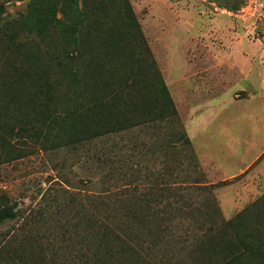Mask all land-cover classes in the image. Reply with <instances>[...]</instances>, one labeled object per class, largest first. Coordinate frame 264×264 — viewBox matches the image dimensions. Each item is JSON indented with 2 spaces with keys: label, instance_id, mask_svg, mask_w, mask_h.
<instances>
[{
  "label": "trees",
  "instance_id": "1",
  "mask_svg": "<svg viewBox=\"0 0 264 264\" xmlns=\"http://www.w3.org/2000/svg\"><path fill=\"white\" fill-rule=\"evenodd\" d=\"M62 1L66 12L58 0H30L12 19L4 18L5 2H0V146L11 145L14 135L22 142L34 138L44 151L102 140L88 162L102 169L107 181L124 170L119 179L127 183L120 197L105 191L89 195L85 204L77 200L71 222L75 236L72 231L61 237L40 234L38 225L59 224L60 210L70 209L54 199L55 206L45 201L23 220L9 244L19 238L48 239L54 243L52 257L73 246L86 252L84 264H166L183 254L191 264L220 263V252L230 247L218 234L229 222L216 209L209 223L198 221L193 199L181 193L200 194L206 187L182 186L171 170L168 144L155 146L162 138V120L173 116L175 108L128 0ZM53 83L66 85L61 112L46 123L39 117V124L31 114L35 98L47 97ZM162 160L169 180L154 179L161 177L154 163ZM184 208L187 226L180 225ZM21 214L17 203L0 208V226ZM71 238L78 241L71 244ZM9 244L0 247V259ZM66 256L62 264L72 263L73 257Z\"/></svg>",
  "mask_w": 264,
  "mask_h": 264
},
{
  "label": "rangeland",
  "instance_id": "2",
  "mask_svg": "<svg viewBox=\"0 0 264 264\" xmlns=\"http://www.w3.org/2000/svg\"><path fill=\"white\" fill-rule=\"evenodd\" d=\"M29 1L0 0L5 2L4 18L24 12ZM58 2L66 12L65 3ZM128 3L175 108L173 116L162 120V138L155 146L168 144L174 162L171 170L182 186L206 187L200 194L181 193L185 200L193 199L190 205L198 221L209 223L207 217L216 209L229 222L218 236L230 248L220 252L221 261L216 264H264V0ZM52 87L46 90L47 97L35 98L31 114L39 124V117L46 123L61 112L66 85L58 88L53 83ZM22 140L14 135L11 145L0 146V208L17 203L22 213L18 220L0 226V247L9 244L23 220L45 201L51 207L54 199L70 206L60 210L59 224L38 225L43 236L61 237L67 231L75 236L71 222L77 200L85 204L89 195L105 191L115 198L121 196V187L127 183L119 179L124 170H119L114 181H107L104 171L88 162L102 140L55 151L42 150L34 138ZM154 164L161 175L154 179L169 180L163 160ZM239 168L242 172L235 173ZM51 207L48 214L54 211ZM182 212L180 225L185 222L187 226L186 209ZM66 222H70L67 228ZM76 241L70 239L71 244ZM11 243L0 264H62L66 255L73 257L68 264L89 260L86 252L73 246L52 257L49 249L54 243L48 239L25 242L19 238ZM189 260L183 254L166 264H191Z\"/></svg>",
  "mask_w": 264,
  "mask_h": 264
},
{
  "label": "crops",
  "instance_id": "3",
  "mask_svg": "<svg viewBox=\"0 0 264 264\" xmlns=\"http://www.w3.org/2000/svg\"><path fill=\"white\" fill-rule=\"evenodd\" d=\"M190 141H191V144H192L193 138ZM242 169L243 168H239L235 173L242 172ZM234 174H230L229 176H233Z\"/></svg>",
  "mask_w": 264,
  "mask_h": 264
}]
</instances>
